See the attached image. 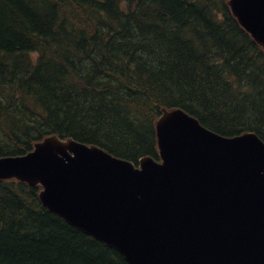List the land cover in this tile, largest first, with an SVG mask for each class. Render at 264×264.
Returning <instances> with one entry per match:
<instances>
[{
	"label": "trees",
	"instance_id": "16d2710c",
	"mask_svg": "<svg viewBox=\"0 0 264 264\" xmlns=\"http://www.w3.org/2000/svg\"><path fill=\"white\" fill-rule=\"evenodd\" d=\"M163 107L264 141V51L226 0H0V157L57 134L158 158ZM39 189L0 180V264H129Z\"/></svg>",
	"mask_w": 264,
	"mask_h": 264
},
{
	"label": "water",
	"instance_id": "95a60500",
	"mask_svg": "<svg viewBox=\"0 0 264 264\" xmlns=\"http://www.w3.org/2000/svg\"><path fill=\"white\" fill-rule=\"evenodd\" d=\"M264 50V0H226ZM159 160L132 161L49 134L0 157V180L41 189L44 206L129 264H264V142L220 135L180 108L155 120Z\"/></svg>",
	"mask_w": 264,
	"mask_h": 264
},
{
	"label": "bare ground",
	"instance_id": "6f19581e",
	"mask_svg": "<svg viewBox=\"0 0 264 264\" xmlns=\"http://www.w3.org/2000/svg\"><path fill=\"white\" fill-rule=\"evenodd\" d=\"M30 12H31V11H30ZM45 30H46V29H45ZM49 30H50V29H49ZM49 30H48V31H49ZM45 35H46V34H45ZM50 36H51V35H50ZM47 44H48V43H47ZM119 45H120V44H119ZM136 48H137V47H136ZM64 73H65V72H64ZM38 75H39V74H38ZM56 76H57V75H56ZM104 78H105V77H104Z\"/></svg>",
	"mask_w": 264,
	"mask_h": 264
},
{
	"label": "rangeland",
	"instance_id": "374dc122",
	"mask_svg": "<svg viewBox=\"0 0 264 264\" xmlns=\"http://www.w3.org/2000/svg\"><path fill=\"white\" fill-rule=\"evenodd\" d=\"M34 56L36 55V54H33Z\"/></svg>",
	"mask_w": 264,
	"mask_h": 264
}]
</instances>
